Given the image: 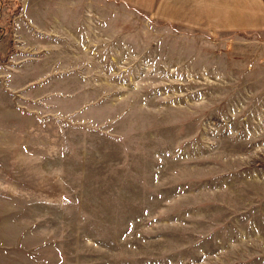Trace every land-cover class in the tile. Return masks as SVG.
I'll return each mask as SVG.
<instances>
[{
	"label": "rangeland",
	"instance_id": "rangeland-1",
	"mask_svg": "<svg viewBox=\"0 0 264 264\" xmlns=\"http://www.w3.org/2000/svg\"><path fill=\"white\" fill-rule=\"evenodd\" d=\"M6 1L0 264H264V37Z\"/></svg>",
	"mask_w": 264,
	"mask_h": 264
},
{
	"label": "crops",
	"instance_id": "crops-1",
	"mask_svg": "<svg viewBox=\"0 0 264 264\" xmlns=\"http://www.w3.org/2000/svg\"><path fill=\"white\" fill-rule=\"evenodd\" d=\"M112 1L146 14L154 20L188 27L209 35L252 34L264 37V0ZM23 3L29 26L36 27L44 34V0H24ZM242 18L246 20L242 21ZM38 21L43 28L37 27Z\"/></svg>",
	"mask_w": 264,
	"mask_h": 264
},
{
	"label": "trees",
	"instance_id": "trees-1",
	"mask_svg": "<svg viewBox=\"0 0 264 264\" xmlns=\"http://www.w3.org/2000/svg\"><path fill=\"white\" fill-rule=\"evenodd\" d=\"M12 1H6V3L8 4V3H11ZM20 9H21V6L20 5H18L17 6V8H16V13H19L20 12Z\"/></svg>",
	"mask_w": 264,
	"mask_h": 264
}]
</instances>
